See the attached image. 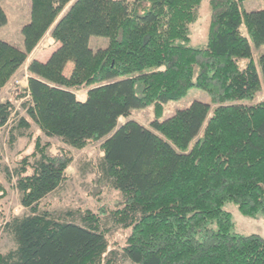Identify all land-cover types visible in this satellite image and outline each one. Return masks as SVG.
<instances>
[{
  "label": "trees",
  "instance_id": "1",
  "mask_svg": "<svg viewBox=\"0 0 264 264\" xmlns=\"http://www.w3.org/2000/svg\"><path fill=\"white\" fill-rule=\"evenodd\" d=\"M247 0H209L204 45L191 44V24L203 0H31L23 46L0 38V90L52 28L59 43L48 60L33 58L28 86L0 101V127L14 146L33 123L49 138L75 148L104 139L93 194L104 181L119 191L114 208L67 212L42 207L68 178L72 153L35 139L34 150L11 169L29 210L5 228L15 246L0 264H116L103 217L130 229L123 255L131 264H264V237L234 232V201L246 216H264V7ZM8 22L0 4V27ZM245 27L246 32L242 27ZM92 36L109 39L94 49ZM73 68L69 75L65 70ZM192 86L209 102L193 101L163 118V105ZM77 92H87L85 101ZM156 106L150 126L120 124L133 108ZM7 190L0 182V200ZM78 218V220H76Z\"/></svg>",
  "mask_w": 264,
  "mask_h": 264
},
{
  "label": "rangeland",
  "instance_id": "2",
  "mask_svg": "<svg viewBox=\"0 0 264 264\" xmlns=\"http://www.w3.org/2000/svg\"><path fill=\"white\" fill-rule=\"evenodd\" d=\"M0 4L5 9L8 17L7 24L0 27V38L22 47V26L30 20L31 0H0ZM263 7L264 0H247L245 2V8L247 10H257ZM209 22V0H203L199 9V17L191 24V44L200 46L207 43ZM242 29L246 32L244 26ZM104 40H108V38L92 36V42L90 41V44L92 47L98 48V46L102 44L101 41L104 42ZM51 47L52 44L49 42V37L46 36L42 41V45L38 50L34 51V53L43 57L45 54L42 53H47L45 51L49 50ZM253 51L255 58H257L258 53L264 52V45L260 48H254ZM35 54L31 52L28 59H31ZM72 68L73 64L69 63L65 70L66 75L70 74ZM26 80V71L23 67L19 74L14 77V79H10L0 90V101H13L20 115L26 114L25 109L22 107V99L18 98L25 88ZM262 99H264V90L258 94L257 100ZM195 100L209 102L210 96L206 90L198 86H192L185 97L164 103L163 118L172 116L178 109L190 106ZM156 113V106L154 104L141 108H133L131 115L129 117H121L119 123L122 124L128 119H136L149 127L151 122L155 119ZM16 117L17 114L13 115L8 125L0 127L2 165H8L11 169L17 167L20 160L25 155L33 152L37 136H40L44 143L49 141L52 145L51 149L54 152L57 151L58 145H62L69 149L73 156V161L67 168L68 178L56 191L49 194L43 200L42 207L49 208L59 214L60 217L64 215L68 218H71V216L66 214L67 212L90 209L96 213L103 205H108L111 208L115 207L114 203L120 197V193L118 190L111 187L107 181L103 182V192L99 197L95 196L92 192L94 187L93 178L97 172L96 164L104 155L102 150L103 138L78 149L65 145L55 139H49L40 130L38 125L33 123L31 129L28 131L31 132V135L20 136L14 146H11L9 144V129ZM16 179L17 177L14 176L13 180L9 181L2 167H0V182L7 190L6 196L0 200V252H6L15 246L13 236L5 228L6 222L14 216H22L29 212V210L21 204V194L15 186ZM224 208L229 210L233 215L234 232L244 235L258 233L264 237L263 215L258 218L246 216L241 213L238 204L234 201H226ZM76 220H78V218ZM102 221L106 227L110 228V231L107 233L110 251L109 257L114 258L116 264H131L130 260L126 259L123 255L127 238L130 235V229L114 223L111 216L103 217Z\"/></svg>",
  "mask_w": 264,
  "mask_h": 264
},
{
  "label": "crops",
  "instance_id": "3",
  "mask_svg": "<svg viewBox=\"0 0 264 264\" xmlns=\"http://www.w3.org/2000/svg\"><path fill=\"white\" fill-rule=\"evenodd\" d=\"M46 36L49 37V42L52 44V47H51L49 50L45 51V52H47V53H42V54H45V55H43V57H40L39 55H36V54L34 53V51H36V50L39 49V47L42 45V41H43V39H44ZM98 40H99V39H98ZM91 42H92V38H91ZM101 42H102V44H101V46H98V48H99V47H106V46L108 45L109 39H108V40H104V42H103V41H101ZM58 46H59V43L53 38V36H52V28H51V29L45 34V36L41 39V41H40L39 44L36 46V48L32 51L33 54H35V55H33V57H32L31 59H27L26 63L23 65V67L25 68V71H26V78H27L26 83H25V87L28 86V78H29V76H30V73H29V70H28V66H29L30 61H31L33 58H36V59H39V60L45 62V61L48 60V58L51 56V54L53 53V51L57 49ZM93 48H94V47H93ZM94 49H96V48H94ZM43 52H44V51H43ZM23 67H22V68H23ZM22 68H21V69H22ZM21 69H19V70L14 74V76L11 78V80L14 79V77H16V76L19 74V72L21 71ZM87 97H88L87 92H77V98H78L80 101H85V100L87 99Z\"/></svg>",
  "mask_w": 264,
  "mask_h": 264
}]
</instances>
